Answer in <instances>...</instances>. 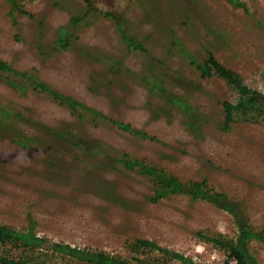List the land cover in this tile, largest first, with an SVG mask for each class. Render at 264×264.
Masks as SVG:
<instances>
[{
  "label": "rangeland",
  "instance_id": "rangeland-1",
  "mask_svg": "<svg viewBox=\"0 0 264 264\" xmlns=\"http://www.w3.org/2000/svg\"><path fill=\"white\" fill-rule=\"evenodd\" d=\"M240 1L93 0L73 26L71 18L87 9L84 0H23L28 13L13 15L0 0L1 59L140 131L73 113L25 79L0 72V105L17 113L0 117V223L126 258L129 244L146 238L202 264H223L225 251L197 233L230 240L237 233L233 216L182 192L151 201L153 180L116 160L129 156L183 182L206 180L253 226L264 227V113H234L223 127V101H236L237 92L215 74L201 77L181 50L199 61L213 53L264 93V0ZM106 10L142 49L125 45ZM60 26L70 29L67 47L55 44ZM171 94L188 105L172 104ZM250 249L264 264V244L252 240ZM55 260L80 264L62 255Z\"/></svg>",
  "mask_w": 264,
  "mask_h": 264
},
{
  "label": "trees",
  "instance_id": "trees-1",
  "mask_svg": "<svg viewBox=\"0 0 264 264\" xmlns=\"http://www.w3.org/2000/svg\"><path fill=\"white\" fill-rule=\"evenodd\" d=\"M6 1L9 4L11 15L16 12L28 13L22 7L23 0ZM84 1L87 4V9L81 16L78 15L71 18L70 22L73 26L83 20V17L91 12L93 0ZM229 1L242 5L240 0ZM102 13L115 21L120 38L127 47L132 49L143 48V45L135 38V36L124 29L121 18L108 10L102 11ZM56 32L57 37L55 38V44L59 47H67L71 38L68 26H60ZM177 43H180V41L176 38L173 41V45ZM181 50L183 54L190 59L193 67L199 72L201 77L215 74L216 76L224 78L225 81L237 92L238 97L236 101H223L225 113L223 127L232 120L234 113L242 115L253 111L264 113V93L251 88L242 80L238 79L232 70L225 67L216 59L213 53L208 52L206 57L202 61H199L186 49L182 48ZM0 72L12 73L25 79L35 88L47 92L57 103L65 106L73 113L83 112V114H92L100 119H110L113 123H117L120 128L126 131L128 130L133 133L140 132L137 128L132 127L131 124L127 122L111 118L108 114H105L70 95L54 90L48 84L41 81L35 72L16 70L7 61L1 58ZM11 84L17 86L16 82L11 81ZM168 98L174 105H179L180 107L188 105L186 100L179 95L171 94ZM16 115V112L14 115H11L9 109L0 105L1 118ZM10 128L15 132V141L26 144L27 138L22 140V135L17 132V129ZM57 135L65 137L67 133L60 132L57 133ZM80 140L81 139L75 141V143L81 147H85V144ZM116 160L127 168L136 167L140 173L149 176L153 180L155 187L153 195L149 196L151 201H157L171 193L182 192L193 199L209 201L215 206L229 212L233 216L237 226V233L234 238L227 240L221 233L212 235L205 232H198L197 235L204 241L211 243L214 247L225 251L227 259L223 264H258L257 258L250 249V242L252 240H257L264 244V227L257 228L253 226L238 207V203L228 198L225 192L213 189L204 179L183 182L177 177L167 173L163 168L147 164L136 158L122 156ZM10 248L22 249L25 250L26 253L23 256H10L8 254L9 251L6 253L3 250H9ZM129 251L131 252V258H126L102 249L79 247L52 240L36 234L30 226L26 228H16L6 223H0V264H60L55 260V257L59 255L75 259L80 264H168L172 261L175 264H202L194 260L191 256L160 246L156 242L146 238H136L129 244ZM148 251H156V253L146 254ZM39 255H44V258L40 261L38 260Z\"/></svg>",
  "mask_w": 264,
  "mask_h": 264
},
{
  "label": "flooded vegetation",
  "instance_id": "flooded-vegetation-1",
  "mask_svg": "<svg viewBox=\"0 0 264 264\" xmlns=\"http://www.w3.org/2000/svg\"><path fill=\"white\" fill-rule=\"evenodd\" d=\"M263 101H264V98H263Z\"/></svg>",
  "mask_w": 264,
  "mask_h": 264
}]
</instances>
